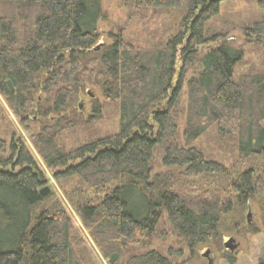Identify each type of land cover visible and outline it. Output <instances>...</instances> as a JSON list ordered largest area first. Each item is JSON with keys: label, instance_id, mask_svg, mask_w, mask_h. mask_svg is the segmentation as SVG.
I'll use <instances>...</instances> for the list:
<instances>
[{"label": "trees", "instance_id": "obj_1", "mask_svg": "<svg viewBox=\"0 0 264 264\" xmlns=\"http://www.w3.org/2000/svg\"><path fill=\"white\" fill-rule=\"evenodd\" d=\"M225 1L146 0L147 8L179 13L173 35L139 48L109 34L104 48L101 0H0V96L53 180L62 188L75 183L68 187L75 214L107 264L181 258V250L162 255L140 245L165 224L190 255L199 245H220L222 232L237 227L227 223L264 191V167L230 178L194 146L213 127L240 162L264 157V69L237 74L244 52L228 44L198 52L216 41L207 25ZM257 5L261 19L242 32L264 48V0ZM86 86L113 106L116 133L92 129L106 103L93 101L87 118L73 109ZM34 113L45 120L37 133L28 127ZM67 133L81 137L72 148ZM8 149L0 156V264H87L65 212L39 195L45 174L30 151L13 139ZM155 155L177 171L174 178L154 175ZM217 178L222 187L213 194L196 188Z\"/></svg>", "mask_w": 264, "mask_h": 264}, {"label": "rangeland", "instance_id": "obj_2", "mask_svg": "<svg viewBox=\"0 0 264 264\" xmlns=\"http://www.w3.org/2000/svg\"><path fill=\"white\" fill-rule=\"evenodd\" d=\"M145 1L101 0L103 19L98 21L97 30L100 35L98 42L102 44V47L105 48L111 44L109 34L116 35L119 33L124 42L139 48H150L157 46V44H163L169 36L173 35L170 32L172 28L175 30L177 27L179 13L147 8ZM257 2L258 0H226L222 3L218 16L207 25L208 35H216L217 39L215 42L199 47L198 52L205 54L223 44H228L234 48H240L244 52V59L236 68L237 74H245L250 69L253 71L264 69V48L261 45L256 47L252 43H247L242 32L245 27L261 19L263 14L259 10ZM172 21H174V26L173 24L169 26ZM179 68L180 63L176 65L177 71ZM36 98L38 101H43L45 96L38 93ZM95 100L101 105L106 103L98 89L86 86L84 91L79 94L73 109H78L87 118L91 115V105ZM110 105L104 104V111L101 116L91 124L92 129L98 130L100 134L117 132L118 119L114 115L113 106ZM182 107L183 102H181L179 110ZM34 114L35 120L28 123L31 133H37L40 126L45 122L44 119L36 116V113ZM56 119V117L49 118L51 123L55 122ZM179 124L181 127L180 122ZM80 138L79 136L74 138L70 133H67L64 142L68 148H72L76 140ZM12 139L15 142H22L36 160L38 168L45 174V180L40 190L47 188L49 192L46 196H51V205L58 204L67 215L73 231L89 253L87 264H107L99 254L89 232L82 226L75 214V207L72 205V197H70L71 190L68 188L73 187L75 183L70 181L68 186L62 188L63 185L57 184L53 180L52 174L45 169L42 161L33 151L19 120L13 116L8 104L0 96V156L7 157L9 155L8 145ZM194 146L201 150L207 158L222 164L230 178H233L234 173L246 170L251 166L259 170L264 167V157L254 158L245 163L240 162L232 150V144L227 140L219 139L213 127L209 128L194 143ZM152 169L154 175H166L174 178V175L177 174L175 169H166L161 166L159 155H155ZM6 171H10V169L7 168ZM221 181L217 178L210 183L198 182L196 188L200 190L199 192L206 189L209 194H213L212 189L222 187ZM236 222V229L222 232L220 245H199L194 249L192 255L168 230L166 224L157 229L154 238L141 241L140 245L144 244L145 249H155L162 255H167L168 251L174 253L181 250L182 257L171 258L172 264H230L227 259L228 256L233 259L231 264H257L264 256V191L258 192L253 201L247 203L244 208H240L238 218L233 216L231 221L227 223L228 227H233Z\"/></svg>", "mask_w": 264, "mask_h": 264}, {"label": "water", "instance_id": "obj_3", "mask_svg": "<svg viewBox=\"0 0 264 264\" xmlns=\"http://www.w3.org/2000/svg\"><path fill=\"white\" fill-rule=\"evenodd\" d=\"M7 85H8V88H9L10 93L13 94L14 93V89H13L11 83L10 82H7ZM48 192H49L48 189L47 188H44V189H42V190L39 191V195L41 197H45L48 194Z\"/></svg>", "mask_w": 264, "mask_h": 264}]
</instances>
